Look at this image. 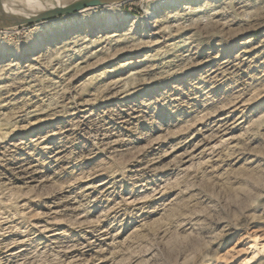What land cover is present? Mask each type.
<instances>
[{"label":"rangeland","instance_id":"374dc122","mask_svg":"<svg viewBox=\"0 0 264 264\" xmlns=\"http://www.w3.org/2000/svg\"><path fill=\"white\" fill-rule=\"evenodd\" d=\"M140 1L0 20V264H264V0Z\"/></svg>","mask_w":264,"mask_h":264},{"label":"bare ground","instance_id":"6f19581e","mask_svg":"<svg viewBox=\"0 0 264 264\" xmlns=\"http://www.w3.org/2000/svg\"><path fill=\"white\" fill-rule=\"evenodd\" d=\"M2 1V6H3V9H4V11L7 13V14H9V15H12V16H21V17H28V16H34V15H36V14H38V13H40V12H36V13H31L33 10L34 11H39V10H41V9H46V8H50L49 6L51 5H48L45 1H43V0H31V1H35V2H32L31 4L30 3H28V4H26L25 2H18V1H21V0H1ZM28 2H30V0H27ZM37 1V2H36ZM38 1H40L41 3H39ZM194 1H198V0H142V1H140V5H141V7L143 8V10H144V13H143V16H142V18H140V20L142 21V25L141 26H143V28L148 32V33H152V34H157V33H159L160 32V30L163 28H161L160 27V25H161V23H162V21H165L166 20V18H165V20L164 19H162L161 17V15H162V10L163 9H169V8H171V7H184V9L185 8H188L190 5L189 4H191L192 2H194ZM234 1V0H233ZM235 1H242V0H235ZM247 1V0H246ZM208 2V1H207ZM206 2V3H207ZM229 2H231V0L229 1ZM17 3H18V5H17ZM205 3V4H206ZM210 3V2H209ZM203 4V3H202ZM120 5H121V3H111V4H107V5H104V6H101L100 8H95L94 10H89V11H87V10H81L79 13H83V15H82V17H83V19H85V18H89V19H91V20H99V21H103L104 23H105V25L106 24H109V23H113L114 21H116L117 20V22H118V20H120L123 24H125L126 22H129V18L127 17V16H119V17H117L116 18V15H117V13H118V11H119V7H120ZM187 5H189V6H187ZM198 5V4H197ZM194 6V5H193ZM51 7H52V5H51ZM196 7V6H195ZM197 7H199V5L197 6ZM15 8H19V9H24L25 10V12L24 11H21V10H16ZM191 8V7H190ZM199 8H201V7H199ZM189 9V8H188ZM192 9H193V7H192ZM195 9V8H194ZM198 9V8H197ZM181 10H183V9H181ZM187 10V9H186ZM196 10V9H195ZM199 10H202V9H199ZM167 11H169V10H167ZM177 11H179V10H177ZM176 11V12H177ZM194 11V10H193ZM170 12V11H169ZM186 12V11H185ZM187 12H188V10H187ZM178 13V12H177ZM176 13V14H177ZM183 13V12H182ZM195 13V12H194ZM120 14V13H119ZM122 14V13H121ZM173 14H174V12H173ZM181 14V13H180ZM180 14H178V15H180ZM79 15V14H78ZM124 15V14H123ZM170 15V14H169ZM118 16V15H117ZM168 16V15H167ZM182 16V15H181ZM170 16H168V18H169ZM173 17H176V16H173ZM51 20V19H50ZM82 20V19H81ZM136 20L137 19H132V20H130V26H132L133 24H136ZM119 21V22H120ZM161 21V23H159ZM97 22V21H96ZM120 22V23H121ZM82 23V22H81ZM140 23V22H139ZM77 24V23H76ZM87 24V23H86ZM100 24H101V22H100ZM99 24V25H100ZM163 25H165L164 23H162ZM79 25V24H78ZM98 25V24H97ZM102 25V24H101ZM100 25V26H101ZM111 25V24H110ZM113 25V24H112ZM73 26H75V25H73ZM77 26V25H76ZM85 26V25H84ZM87 26V25H86ZM89 26V25H88ZM91 26V25H90ZM51 27H57L56 29H55V31H54V33H52V34H49V33H51L52 32V30H51ZM165 27V26H164ZM79 28H80V26H79ZM91 28H94V27H91ZM102 28V27H101ZM132 28V27H131ZM25 29V28H24ZM27 29H29L28 27H27ZM89 29H90V27H89ZM95 29H96V27H95ZM94 29V30H95ZM110 29V28H109ZM165 29V28H164ZM15 29H10L9 28V30H2V31H0V39L2 40V39H4L5 41L8 39V38H10V36L12 35L11 33L14 31ZM87 30V29H86ZM100 30V29H99ZM103 30V29H102ZM143 30V29H142ZM29 31V33H30V35H32V37H34V36H37V35H39L41 38H42V36H46V38L45 39H42V40H34V39H32L34 42H35V47L36 48H46V45H48V44H50V43H52L53 41H54V43H55V38L57 37V35H60V33H62V32H68V31H70L69 30V27H68V21H64V20H60V19H57V20H51V21H47V22H45L43 25H40V26H36V27H33V28H30V30H28ZM79 31V30H78ZM81 31V30H80ZM85 32V31H84ZM164 32V31H163ZM28 33V34H29ZM93 33V32H92ZM87 34V33H86ZM117 34V33H116ZM116 34H109V35H105V38H107V39H110V38H113V37H115L116 36ZM78 35V34H77ZM88 35V34H87ZM89 36V35H88ZM100 36V35H99ZM123 36V35H122ZM150 36V35H149ZM28 37V36H27ZM39 37V38H40ZM64 37V36H63ZM68 37V36H67ZM81 37V36H80ZM162 37V36H161ZM160 37V38H161ZM29 38V37H28ZM27 38V39H28ZM72 38V37H71ZM30 39V38H29ZM74 39L75 40H78V39H80V38H78L77 36H75L74 37ZM3 40V41H4ZM31 40V39H30ZM31 40V41H32ZM72 40V39H71ZM101 40H102V38H101ZM111 40V39H110ZM3 41H1V42H3ZM38 41V42H37ZM95 41V40H94ZM157 41L158 40H156V42L155 43H157ZM250 41V39H247V41L246 42H242L243 44H246V43H248ZM33 42V43H34ZM63 42V41H62ZM116 42V41H115ZM9 43V42H8ZM32 43V42H31ZM86 43V42H85ZM96 43V42H95ZM7 44V43H6ZM91 44H92V42H91ZM250 44V43H249ZM2 45H3V43H2ZM1 45V46H2ZM10 44H8V46H9ZM17 45V44H16ZM33 45V44H32ZM59 45V44H58ZM84 45V44H83ZM88 45V44H87ZM0 46V47H1ZM4 46V45H3ZM18 46V45H17ZM53 46V45H52ZM86 46V45H85ZM82 47V46H81ZM2 48V47H1ZM12 48V47H11ZM22 48V47H21ZM56 48H57V45H56ZM3 49V48H2ZM4 49H5V47H4ZM3 49V50H4ZM10 49V48H9ZM20 49V48H19ZM24 49V48H23ZM47 49V48H46ZM54 49H55V47H54ZM58 49H60V48H58ZM245 49V48H244ZM246 49H249V47L248 48H246ZM245 49V50H246ZM252 49V48H251ZM251 49H249V50H251ZM8 50V49H7ZM15 50V49H14ZM44 50V49H43ZM52 50V49H51ZM50 50V51H51ZM66 50V49H65ZM21 51H23L22 49H21ZM44 52V51H43ZM47 52V51H46ZM249 52V51H248ZM1 53V52H0ZM5 53V52H4ZM48 53H50L49 51H48ZM245 53H246V51H245ZM42 54V53H41ZM16 55V54H15ZM22 55V54H21ZM39 55V54H38ZM38 55H36V57L38 56ZM43 55V54H42ZM41 55V56H42ZM35 56V55H34ZM39 57V56H38ZM45 57V56H44ZM32 59L33 60H36V59H38V58H34V57H32ZM40 59V58H39ZM42 59V58H41ZM45 59V58H44ZM43 59V60H44ZM42 63V62H41ZM127 63H129V61L128 62H124V63H122V65H128ZM225 63V62H224ZM7 64H9V63H7ZM11 64V63H10ZM9 64V65H10ZM18 64V63H17ZM16 64V65H17ZM15 65V66H16ZM30 65V64H29ZM35 65H36V63H35ZM38 65H39V63H38ZM121 65V64H120ZM13 66V65H12ZM9 67V66H8ZM80 67V66H79ZM78 67V68H79ZM0 68H2V67H0ZM4 68V67H3ZM2 68V69H3ZM12 68V67H11ZM83 68V67H82ZM6 69V68H5ZM78 70V69H77ZM2 71V70H1ZM133 77H134V74H133ZM128 78V77H127ZM131 78V77H130ZM112 81V80H111ZM113 82H115L114 80H113ZM82 106H83V104H82ZM20 143H22V141H19ZM261 249H264V244H262V248Z\"/></svg>","mask_w":264,"mask_h":264},{"label":"water","instance_id":"95a60500","mask_svg":"<svg viewBox=\"0 0 264 264\" xmlns=\"http://www.w3.org/2000/svg\"><path fill=\"white\" fill-rule=\"evenodd\" d=\"M131 0H74L68 5L58 6L53 9L42 11L34 16L21 17L12 16L7 14L2 6V1L0 0V20L5 22L8 26H17L22 24H32L43 22L45 20L65 16L69 14H74L80 12L81 10H89L98 8L111 3H124Z\"/></svg>","mask_w":264,"mask_h":264}]
</instances>
